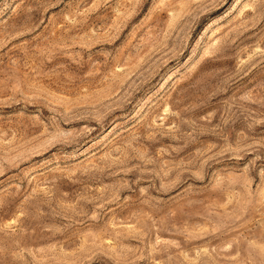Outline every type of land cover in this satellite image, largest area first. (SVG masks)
<instances>
[{
  "label": "rangeland",
  "instance_id": "obj_1",
  "mask_svg": "<svg viewBox=\"0 0 264 264\" xmlns=\"http://www.w3.org/2000/svg\"><path fill=\"white\" fill-rule=\"evenodd\" d=\"M0 264H264V0H0Z\"/></svg>",
  "mask_w": 264,
  "mask_h": 264
}]
</instances>
